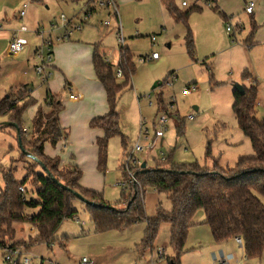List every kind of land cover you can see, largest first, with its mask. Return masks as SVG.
I'll list each match as a JSON object with an SVG mask.
<instances>
[{"label":"rangeland","instance_id":"obj_1","mask_svg":"<svg viewBox=\"0 0 264 264\" xmlns=\"http://www.w3.org/2000/svg\"><path fill=\"white\" fill-rule=\"evenodd\" d=\"M181 1L173 0L178 8L185 9L181 6ZM186 1L189 3L188 6L194 2V0ZM230 2L232 7L229 10H232L236 6V1ZM92 5L95 3L93 2ZM85 6L86 0H59L57 4L50 7L44 5L39 29L43 31L44 37L53 41L58 36L57 39L69 38L97 43L99 53L109 60L113 70H116L120 48L129 47L133 53L135 71L130 84L120 93L116 103L120 133L111 136L108 141L105 171L101 175L104 181V190L101 192L104 200L112 207H124L119 202L123 182L121 166L128 159L133 164L132 157L138 164L145 161L146 166L150 168L156 164V161L161 160V153H164L165 157L171 153L172 159L176 162H189L196 159L203 165L211 166V158L204 157L206 142L210 140L212 155L214 157L220 155L221 165L232 166L237 157L242 154H233L224 147L236 137L239 131L238 125L230 105L225 107L226 97L213 95L211 88L228 85L233 89V83L236 81L225 79L217 83L211 54L212 50L217 45L220 46L225 39L221 36L222 31L226 39H231L233 36L225 31L220 12L212 8L214 5L199 4L201 10H195L189 15V27L193 32L194 25L198 29L197 36L193 39L194 51L191 56L186 50V30L183 24L172 18L161 0H118L117 12L123 40L117 36L118 20L109 16L110 9L96 4L91 16L85 19L83 16ZM19 8L15 9V15L18 14ZM62 13L75 25L80 26V28H72L70 36L64 38L60 37L65 32L64 27L61 28L62 22L59 19ZM232 16L230 22L233 25L243 21L247 27L249 17L240 8ZM105 20L110 21L109 26L104 25ZM256 22L258 29H264V17ZM219 23L223 25L222 31L219 29ZM28 30L25 31V35L30 37L28 45L37 48L41 37L29 28ZM152 35L155 37L154 41L151 40ZM167 43L170 45L166 46ZM6 47L5 40L0 39V98L10 92H17L18 88L13 86L19 77H22L25 84L32 89L37 87L40 93L45 90L44 82H41L33 69V65L40 63L39 58L30 55V64L27 67L21 63L24 55L20 57L8 55L7 51L5 52ZM151 51L159 54L157 60L143 63L138 61L139 55H146ZM256 51L257 48H254L253 53L257 54ZM23 52L25 50L21 53ZM253 53L249 51L248 54H251L255 61ZM260 53L261 58H264V46L260 48ZM210 69L213 72V80H210ZM182 70L184 73H181ZM170 71L176 75L194 74V81L190 84L186 83L193 86L191 96H184L181 91L176 95L174 88L165 80L169 79ZM50 72L52 73V70H49ZM253 78L261 87L260 98L262 96L264 98V77L255 74ZM251 82L250 80L249 84ZM155 83L158 84L155 85ZM160 94L166 102L164 105L172 102L171 96L175 98L167 111L158 107L157 96ZM221 98L222 101H220ZM193 105H196L198 109L195 110ZM189 113H192L193 118L187 117ZM162 114L167 116L163 125L159 122ZM177 116L183 118V134L177 131ZM255 117L259 121L264 119V105L260 102L256 105ZM30 123V119L25 115L23 127L28 131L31 127ZM162 126L166 127L164 135L156 139L154 147H149L154 138V129ZM145 129L148 138H145ZM136 143L143 147L142 151L135 150ZM30 163V158H20L16 132L10 126L2 125L0 128V192L4 189L3 173L5 171L11 169L15 180L19 182L25 177ZM36 171L40 172V168L36 167ZM23 188L26 200L37 199L35 194L37 187L31 183L30 178L24 183ZM259 197L264 203V197ZM158 202L166 210L171 207L165 193H157L152 189L144 192L147 216L154 214ZM73 205L77 210L75 216L64 219L60 223L54 234L55 240L50 244L40 242L23 247L22 241L35 233V227L21 222L13 224L15 244L17 243L23 251L20 261L28 257L29 264H80L81 258L86 256L94 264H156V261L151 259V253L154 255L164 248L165 257H158V260H162V264H168L166 257L173 253L169 247V223L160 224L151 248L138 251L137 244L146 229L145 221L125 228L99 232L95 230L85 205L78 199L73 201ZM39 210L40 206L26 207L24 213L36 214ZM203 221L204 213L202 209H198L192 218L193 224L188 230L185 242L187 252L181 255L180 264H192V256L197 257L198 264H219L218 260L210 261L205 253L209 255L213 252L218 255L220 249L225 254L229 249L234 255L230 264H264V250L258 257L245 258L242 246H239L234 238L219 243L223 245H217L218 243H215L211 237L208 225ZM189 248L192 250H187ZM0 264H4L2 248H0Z\"/></svg>","mask_w":264,"mask_h":264},{"label":"trees","instance_id":"obj_2","mask_svg":"<svg viewBox=\"0 0 264 264\" xmlns=\"http://www.w3.org/2000/svg\"><path fill=\"white\" fill-rule=\"evenodd\" d=\"M92 1L94 0H86V3L90 5ZM161 2L172 18L176 22H181L186 28V50L191 56L194 45L188 18L193 11L201 10V6L193 2L185 9H180L173 0H161ZM212 8L225 18L224 13L215 4ZM236 27L240 28L238 24ZM256 28L257 24L251 18L246 41L248 44ZM98 46L97 43L94 44L92 65L96 78L104 89L108 110L103 115L91 118L89 126L102 131V135L96 137L95 144L97 167L104 173L108 141L111 136L120 133L116 103L120 93L131 82L135 64L133 54L127 48H120L116 70H113L111 64L99 54ZM118 69L120 76L116 74ZM209 75L212 79L211 71ZM242 78H251L252 82L248 87L242 85V93L233 89L231 109L236 124L250 141L253 154L241 155L232 166H223L219 159L212 155L211 141L207 140L204 157L211 158V166L203 165L196 159L176 162L172 159L171 153L163 160L156 161L152 168L146 166L149 168L146 171H142L140 164H131L127 161L121 166L123 182L119 202L124 207L119 208L112 207L105 201L101 192L81 187L79 184L81 170L78 166L60 164L57 155L49 156L45 153L46 142L54 147L63 138L66 139L67 135L59 120L62 105L49 90H46L44 103L50 107V110L44 111L38 106L30 121L29 131L23 127L25 111L36 100L31 96L27 85H20L17 87V92H10L0 98V118L5 117L18 127L17 133L16 128L10 126L16 132L20 158L28 156L21 150L18 140L25 151L33 154L45 166L43 169L30 158L31 163L27 166V173L19 182L15 180L11 169L3 173L4 189L0 192V248L3 249L6 244L20 248L17 243L15 244L14 237L13 224L17 222L28 223L35 227V233L22 241L23 247L40 242L52 243L60 223L64 219L73 218L76 214L77 210L73 205V201L78 199L73 194L76 191L85 199L95 203L89 205L81 201L96 231L125 228L145 221L146 229L137 244L138 251L151 248L160 224L169 223V246L174 255L166 257L168 264H180V257L185 252L188 230L193 224L192 218L198 209H202L203 223L208 225L215 243L240 237L245 258L260 256L264 250V203L259 197H264V119L259 121L255 117L258 92L256 80L247 71L243 72ZM157 98L158 107L167 111V104L164 105L162 94ZM176 127L182 134L184 124L179 116ZM36 167L40 168V172L36 171ZM153 168L162 170H153ZM129 174L134 175L135 182ZM29 178L37 187L35 191L37 199L26 200L24 191L19 189ZM53 178L57 182L53 181ZM58 182L70 190L62 188ZM147 189L165 193L170 201V209H164L158 202L154 214L147 216L144 203V192ZM134 193L135 197L131 200ZM34 206H40L38 213H24L26 207Z\"/></svg>","mask_w":264,"mask_h":264},{"label":"crops","instance_id":"obj_3","mask_svg":"<svg viewBox=\"0 0 264 264\" xmlns=\"http://www.w3.org/2000/svg\"><path fill=\"white\" fill-rule=\"evenodd\" d=\"M58 1L59 0H0V39L5 40L8 47L10 39L16 32L18 37L25 38L28 42L30 37L25 35V31H29V28L31 31L38 34V29L41 26L40 23H42L40 21H42L43 6L45 5L46 7H50L57 4ZM115 1L118 5V0ZM230 1L231 0H216L215 2V5L219 8V10L221 9L225 15V18L221 16L225 31L230 33L233 37L231 39H226V36H224V32L222 31L223 25L222 23H219V29L222 31L221 36L225 39L222 40L223 43L220 46L217 45L212 50L211 59L213 61V71L217 83L224 81L225 79H231L232 81H237L248 87L250 85L249 81L251 78H242L244 71L249 72L252 77L253 75L255 76V74L264 77V58H261L260 53V48H263L264 46V29H258L259 26L257 25L249 44L246 42L250 31V19L253 18L256 22V20L261 21L264 17V0H233L236 1V6L232 10H229L230 7H232ZM93 2L95 3V1H92L90 5L95 7L96 3L95 5H92ZM250 2L253 4V12L247 14L244 11V7ZM23 3H27V6L25 9V15L21 18L20 16L18 17V14L15 15V9L20 7V10ZM183 7L186 8L187 6ZM239 8L243 13H246V16L249 17L248 25L245 27V23L243 21L236 22V24H240V28L238 29L235 27L233 32H229L226 30V24L231 23L230 21L232 20L233 13L238 11ZM22 24L25 26L27 25V29L25 31H16ZM184 29L186 30L185 27ZM193 29L194 32L190 28L192 38L194 39L197 36L198 29L195 25L193 26ZM57 37L58 36H56L55 41L52 40V45L50 47V60L46 65V69L48 71L52 70V73L50 72V77H48L45 81L40 79L41 82H44L43 87H46L45 90L40 93L39 90H37V87L32 89L27 85L31 96L36 100V102L26 109L25 115H27L31 121L38 106H41L44 111L50 110V107L44 103L46 90H49V92L54 95L57 101L62 105V109L59 113V120L61 127L67 135L66 139L63 138L54 147L46 142L44 144L45 153L49 156L57 155L60 159V164L78 166L81 170V177L79 179L81 187L96 192H103L104 181L101 176L102 172L97 167V146L95 144L96 137L101 136L102 131L89 126L91 118L103 115L108 110L104 89L96 78L92 65V53L95 43L83 40H72L69 38L57 39ZM169 45L170 43L166 44V46ZM7 47L5 52L7 51ZM254 48H257V54L255 52L253 53ZM127 49L132 53L129 47H127ZM35 50L36 47L33 48L32 45H28L25 52L13 56L20 57L24 55L21 63L29 67L30 55H32V57H36ZM249 51H252L253 56H255V61L254 58L251 57V54H248ZM31 52L33 53L31 54ZM151 52L147 54H150ZM6 53L8 54V52ZM172 72L173 71H170L169 79L166 80V83L174 88L176 95L182 91L183 87L187 86L190 93H183V95L188 97L191 96L193 94V86H189L188 84L194 81V74L188 73L176 75ZM181 73H184L183 70ZM21 74L24 75L23 73ZM211 74V80H213V72H211ZM25 83L26 82L23 78L19 77L13 87L16 88ZM186 83L188 84L186 85ZM257 85V104L260 102L264 105V98L263 96L260 98L259 95L261 87L258 82ZM232 92V87L228 85L216 87L214 89L211 88V93L213 95L226 97L227 104L225 107L230 105L231 112V104L233 101ZM70 93L77 94L78 97L71 98ZM196 97L197 96H195V98ZM173 99L175 101L174 97ZM220 101H222V98ZM194 107H196L195 110L198 109L196 105H193V108ZM187 117L193 118L192 113L187 114ZM0 121H6V118L2 117L0 118ZM238 130L239 131H237L236 137L231 139V141L227 144L229 147L226 145L224 148H228L227 150L233 154L241 153L242 155H252L253 150L249 139L244 136L239 127ZM219 156H217L218 159L220 158ZM132 159L135 160L133 157ZM127 161H129V159ZM161 250H163L162 256L159 255L158 252L154 255L151 253V259L153 261L155 260L156 264H162V260H158V257L161 258L165 255L164 253H166L164 248ZM187 250H192V248ZM219 251L222 250L220 249ZM226 252L230 253L231 251L227 249ZM172 254L173 253L167 255V257L172 256ZM214 254L215 253L213 252L209 255L205 253V255L209 257L208 259L210 261H216L214 259ZM191 258L193 261L192 264H198V260L196 259L197 257L192 256Z\"/></svg>","mask_w":264,"mask_h":264},{"label":"built area","instance_id":"obj_4","mask_svg":"<svg viewBox=\"0 0 264 264\" xmlns=\"http://www.w3.org/2000/svg\"><path fill=\"white\" fill-rule=\"evenodd\" d=\"M94 1L97 5L105 6L108 9H110L109 16L110 17L113 16L118 20L119 28L117 31V36L120 40H123V35L121 33V24H120V20L118 18L116 1L115 0H94ZM194 2L198 5L203 4L205 6H213L215 4L216 0H194ZM188 5H189V3L186 0L181 1V6H188ZM26 6H27V3H23L21 9L18 12V15L21 18L24 17V15H25ZM93 10H95V7L86 3V6L84 7V10H83L84 18L88 19L91 16V13ZM244 11L247 14H250L253 12L252 2L245 5ZM59 19L62 22L61 28L64 27V29H65V32L63 33V35L60 36L61 38L69 37L72 28H80L79 25H75V23H73L71 19H68L64 14H61ZM85 19H82V20L85 21ZM109 24H110L109 20L104 21L105 26H108ZM238 25H240V24H238ZM234 26L235 25H233L231 23H227L226 24V30L229 32H233V30L236 27V26L235 27ZM26 29H27V27L24 24H22L19 26V28L16 31H25ZM38 35L41 37V41H40V45L36 48L35 53H36V58H39L40 63L34 65V71H35V74L38 77H40V79L42 81H45L50 75L49 71L46 69V65L50 60L49 51H50V47L52 45V40L50 38L44 37L43 31H40V29H38ZM151 40L152 41L155 40V37L153 35L151 36ZM27 47H28L27 40L25 38L18 37L16 35V32H15L13 37L10 39V41L8 43L7 52L9 55H18L23 50H25ZM158 57H159L158 53L156 51H153L150 54L139 55L138 61L143 63L146 61L155 60ZM105 61L108 62L107 59H105ZM116 74H117V76H120L119 69L116 71ZM181 92L184 94L190 93L189 88L187 86L183 87ZM70 97L71 98H77L78 95L74 94V93H70ZM171 101L174 102L173 97L171 98ZM167 106L168 107L172 106L171 102H169L167 104ZM166 120H167V116L165 114H162L159 117V122L161 123V125H163L166 122ZM165 129H166V127H163V126L160 127L159 129H156V128L154 129V138L151 140L149 147L155 146L156 139L163 136V132ZM145 133H146L145 138H148L146 129H145ZM134 148L138 152L143 150V147L141 145H139L138 143L135 144ZM160 158H161V160H163L165 158L164 153H161ZM132 161L134 163H136L135 160L132 159ZM129 176L134 182L136 181L134 175L129 174ZM19 189L21 191H24L23 187H19ZM234 239L239 246H242V240L240 237H235ZM22 253H23V251L20 248L9 246L6 244L3 247V262H4V264H17L18 262H21L22 264H29V258L28 257H24L23 261H20V257H21ZM158 253H159V255L162 256L163 250H159ZM233 258H234V255L232 253L225 254L223 251H219L218 255L214 254V259L218 260L219 264H230V261ZM80 264H94V263L88 257L83 256L80 260Z\"/></svg>","mask_w":264,"mask_h":264},{"label":"water","instance_id":"obj_5","mask_svg":"<svg viewBox=\"0 0 264 264\" xmlns=\"http://www.w3.org/2000/svg\"><path fill=\"white\" fill-rule=\"evenodd\" d=\"M157 84H158V83H155V85H157ZM155 85H154V86H155ZM233 89L238 90L240 93L243 92V86H242V84L239 83V82H237V81L233 83ZM194 109H196V107H194ZM2 125L13 126V127L16 128V132L18 133V127L16 126V124H15L14 122L6 120V121H2V122H0V126H2ZM18 141H19V146L21 147V150H22V151H23V152H24L29 158H31V159H33L34 161H36V162H37V163H38L43 169H45L44 164H43L39 159H37L36 157H34L33 154H31V153L25 151V150L22 148V146H21L20 140H18ZM140 167H141L142 171L149 170V168L146 167V163H145V161H143L142 163H140ZM153 170H162V169H161V168H153ZM53 181L57 182V180H56L55 178H53ZM58 184H59L62 188H66V189L70 190V188L66 187V186L63 185L62 183L58 182ZM73 194H74V196H75L76 198H78L80 201H84L85 204L95 205V203H94L93 201H89V200L85 199V198H84L79 192H76V191H75V192H73ZM134 197H135V193H134V195L132 196L131 200H132Z\"/></svg>","mask_w":264,"mask_h":264}]
</instances>
